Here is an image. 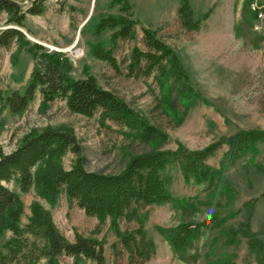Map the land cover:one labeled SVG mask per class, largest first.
Masks as SVG:
<instances>
[{
    "label": "rangeland",
    "instance_id": "obj_1",
    "mask_svg": "<svg viewBox=\"0 0 264 264\" xmlns=\"http://www.w3.org/2000/svg\"><path fill=\"white\" fill-rule=\"evenodd\" d=\"M22 12L32 0H15ZM112 0H47L42 15L25 16L21 28L26 40L57 51L68 58L70 76H92L98 85L113 93L143 121L166 134L161 150H174L182 144L190 150L202 149L238 130H264V21L256 22L253 3L264 0H189L195 17L209 12L196 31L181 26L177 15L179 0H127L137 22L136 38L119 40L114 49L118 69L91 54L92 45L111 48L110 32L95 35L99 18L118 14ZM7 16L0 13V29L6 28ZM261 30H255L258 25ZM142 28L157 37L175 54L180 74L165 64V76L158 71L146 76L128 73L134 47L146 51ZM77 58L74 59L73 56ZM33 60L26 47L13 43L0 49V93L23 92ZM41 97L33 100L21 114L13 115L0 107V151L11 153L31 131L71 129L80 148L84 168L89 172L116 174L130 155L143 153L153 146L142 143L136 132L101 118L97 110L91 117L70 112L62 99L45 107ZM227 150L221 145L207 164L217 173L208 181L185 182L176 165L165 170L172 202L142 207L137 219H106L100 224L84 214L75 202L62 195L54 207L36 197L33 188L19 192L13 182L4 183L17 192L23 203L20 225L30 214L29 205L37 200L50 214L59 232L69 241L77 233L103 241L105 264H128V253L119 243L115 230L134 233L142 228L155 244L150 259L133 264H259V248H250L242 233L248 227L264 243V144L231 167H223ZM75 155L67 152L61 160L69 170ZM185 222L203 223L202 236L174 254L157 228L173 229ZM0 237V249L9 239ZM37 264H46L41 259ZM59 264H74L69 256ZM81 264H95L82 259Z\"/></svg>",
    "mask_w": 264,
    "mask_h": 264
},
{
    "label": "trees",
    "instance_id": "obj_2",
    "mask_svg": "<svg viewBox=\"0 0 264 264\" xmlns=\"http://www.w3.org/2000/svg\"><path fill=\"white\" fill-rule=\"evenodd\" d=\"M47 0H32L22 12L15 0H0V13H5L6 28L0 29V49H8L13 43L26 47L34 64L23 92L10 90L0 93V107L13 115L26 110L36 93L41 97L40 106L45 107L56 99L65 101L68 110L74 114L91 117L97 110L101 118L108 119L128 130L153 147L143 153L130 155L122 170L116 174L89 172L84 168L80 148L71 129H45L31 131L9 154L0 151V237L6 232L11 236L0 249V264H37L45 259L46 264H59V258L69 256L74 264L82 259L105 264L104 243L94 238L74 235L69 242L54 225L50 212L37 200L29 205L30 214L24 226L20 225L23 203L19 194L4 183L13 182L19 192L27 193L33 188L37 198L54 207L63 195L68 202L77 205L85 215L94 217L100 224L106 219H137L138 210L152 205L172 202L169 179L165 170L176 165L185 182L201 183L217 173L208 164L221 145H226L222 158L223 167H231L238 160L264 144V130H238L230 137L221 139L202 149L190 150L182 144L174 150H161L166 134L143 121L121 99L101 88L94 77L74 79L70 76L71 65L63 53L44 50L37 43L31 44L21 28L25 16L42 15ZM110 6H118V14L99 18L94 27L95 35L110 32L111 48L91 46V54L118 69L113 49L119 40L136 38V20L127 0H112ZM177 15L181 26L188 31L199 29L209 12L195 17L189 0H179ZM142 40L146 51L134 47L130 54L128 73L150 75L154 71L165 76V64H170L173 74H180V66L173 51L164 44L156 32L142 28ZM71 152L75 160L69 170L62 168V157ZM158 233L174 254L187 248L202 236L203 223L185 222L173 229L157 228ZM242 231L249 239L250 248H259L258 263L264 264V243L256 239L246 227ZM116 237L128 253V264L151 258L155 252L154 242L142 228L134 233L115 230Z\"/></svg>",
    "mask_w": 264,
    "mask_h": 264
},
{
    "label": "built area",
    "instance_id": "obj_3",
    "mask_svg": "<svg viewBox=\"0 0 264 264\" xmlns=\"http://www.w3.org/2000/svg\"><path fill=\"white\" fill-rule=\"evenodd\" d=\"M251 11L253 13H255V15H256V20H257L256 22L261 23L264 21V3H262L260 5L253 3L251 6ZM259 25L260 24L255 25L254 29L255 30H261V27ZM78 54L76 53V56H73V58L76 59Z\"/></svg>",
    "mask_w": 264,
    "mask_h": 264
},
{
    "label": "water",
    "instance_id": "obj_4",
    "mask_svg": "<svg viewBox=\"0 0 264 264\" xmlns=\"http://www.w3.org/2000/svg\"><path fill=\"white\" fill-rule=\"evenodd\" d=\"M24 33V32H23Z\"/></svg>",
    "mask_w": 264,
    "mask_h": 264
}]
</instances>
